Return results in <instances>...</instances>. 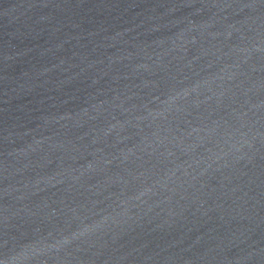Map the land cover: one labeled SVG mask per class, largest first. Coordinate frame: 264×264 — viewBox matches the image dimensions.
<instances>
[{"label": "water", "instance_id": "water-1", "mask_svg": "<svg viewBox=\"0 0 264 264\" xmlns=\"http://www.w3.org/2000/svg\"><path fill=\"white\" fill-rule=\"evenodd\" d=\"M0 264H264V0H0Z\"/></svg>", "mask_w": 264, "mask_h": 264}]
</instances>
